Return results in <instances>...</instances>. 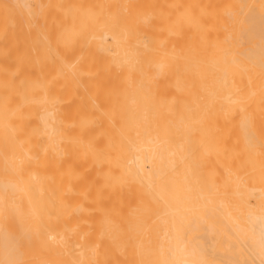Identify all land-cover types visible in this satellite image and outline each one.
Masks as SVG:
<instances>
[{
	"label": "bare ground",
	"instance_id": "6f19581e",
	"mask_svg": "<svg viewBox=\"0 0 264 264\" xmlns=\"http://www.w3.org/2000/svg\"><path fill=\"white\" fill-rule=\"evenodd\" d=\"M0 264H264V0H0Z\"/></svg>",
	"mask_w": 264,
	"mask_h": 264
}]
</instances>
